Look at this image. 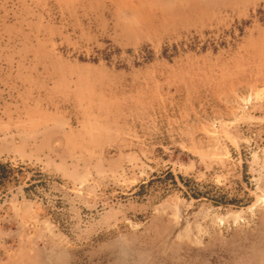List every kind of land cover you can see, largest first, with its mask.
<instances>
[{
	"label": "rangeland",
	"instance_id": "obj_1",
	"mask_svg": "<svg viewBox=\"0 0 264 264\" xmlns=\"http://www.w3.org/2000/svg\"><path fill=\"white\" fill-rule=\"evenodd\" d=\"M0 264H264V0H0Z\"/></svg>",
	"mask_w": 264,
	"mask_h": 264
},
{
	"label": "trees",
	"instance_id": "obj_2",
	"mask_svg": "<svg viewBox=\"0 0 264 264\" xmlns=\"http://www.w3.org/2000/svg\"><path fill=\"white\" fill-rule=\"evenodd\" d=\"M4 170V165L0 164V175H2V171Z\"/></svg>",
	"mask_w": 264,
	"mask_h": 264
}]
</instances>
